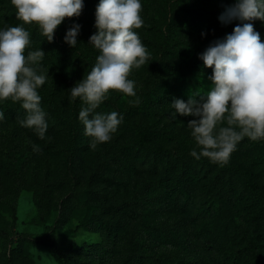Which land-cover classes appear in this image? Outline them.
<instances>
[{
  "label": "rangeland",
  "instance_id": "rangeland-1",
  "mask_svg": "<svg viewBox=\"0 0 264 264\" xmlns=\"http://www.w3.org/2000/svg\"><path fill=\"white\" fill-rule=\"evenodd\" d=\"M219 1L142 0L141 15L144 25L136 31L151 54V59L140 69H133L129 77L136 82L137 95L142 96L148 92L155 79L169 80L172 84L179 81L181 77L176 66L180 63L188 69L185 78L189 89L187 96L205 94L211 89L212 83L207 76L212 74V69L205 68L198 56L212 41L230 34L235 23L221 24L218 17L224 9L219 6ZM8 6L7 2H3V7ZM12 8L15 18H10L8 24L0 23V28L23 23L16 18L13 5ZM256 21L264 29V23ZM72 23H75L74 19L66 18L58 27L51 43L40 34L37 26L24 25L31 33L32 42L31 48L26 49V52L41 48L46 54L41 68L45 72L49 70V74L46 83L39 89L44 102L42 108L46 113L58 108L59 111L74 109L78 115L84 106L79 98L73 100L69 91L89 72L85 62L77 61L78 54L74 53V50L82 53L85 48L84 28L81 27L78 36L80 43L75 49L64 42L63 37ZM165 43L178 56L173 67L162 69L159 67L161 61L164 62ZM176 98L178 97L170 93L162 94L160 104L155 108L157 118L161 123L174 125L181 130L182 136L186 135L193 141L191 130L187 127V121L192 117L178 115L174 119L172 116L174 109L170 103ZM108 100L122 109L130 106V101L118 91L110 90ZM4 102L7 107L23 109L19 103L11 100ZM138 121L137 118L133 122ZM148 121L144 120L145 123ZM78 122L80 134L85 137L84 126L79 120ZM116 133L120 140L125 139V143L115 152L118 164H114L112 160V177L118 173V165L132 162L131 158L137 150L132 145L135 141L132 132L118 128ZM66 142L64 137L53 136V125L43 140L32 129L21 127L19 123L0 125V264H121L123 256L128 252L127 234L122 238V233L118 240L113 241L111 237L106 249L98 248L99 244L106 246L107 243L103 230L94 221L99 219L112 224L114 220L92 209L82 216L70 199L75 188L72 181L78 178L80 188L88 186L92 171L98 163L103 162L104 155L111 153L107 147H102L105 143L98 145L95 150L89 148L75 160L77 169L72 176L68 168L70 157L64 152ZM251 142L245 138L239 146L244 149L250 147ZM33 144L39 146V152L33 151ZM140 154H146V150H141ZM263 168L264 164L254 166L255 172H264ZM114 181L122 184L118 192L120 198L125 194L124 201H134L130 193L135 180H132L127 189L123 187L124 180L119 182L120 179L114 177ZM146 202L144 200L139 204L135 216L130 211L127 212L128 224L131 221L132 224L126 228L128 233H134L132 242L140 241L143 247H148L143 251V254L147 253L143 255L145 264H154V259L170 264H247L248 253L237 255L238 249L245 250L249 245L250 231L253 229L247 221V214L244 213L242 218L239 216L244 203H222L209 210L204 222L196 223L190 214L168 216L160 213L144 219L150 213L148 205L157 210V207L150 203L147 205ZM152 225L165 231V243L153 240L150 231ZM199 226L208 229L207 236L214 238L215 249L196 237L195 232ZM261 235L264 236V231ZM93 249H97L96 255H92ZM111 249L113 252L109 257L106 251ZM233 257H236V261ZM249 260L250 253L248 262Z\"/></svg>",
  "mask_w": 264,
  "mask_h": 264
},
{
  "label": "clouds",
  "instance_id": "clouds-1",
  "mask_svg": "<svg viewBox=\"0 0 264 264\" xmlns=\"http://www.w3.org/2000/svg\"><path fill=\"white\" fill-rule=\"evenodd\" d=\"M16 18L23 23L0 28V103L11 100L26 110L19 119L21 127L32 129L39 139L46 138L47 113L41 106L39 89L48 78L41 68L43 49L31 48V33L24 25H35L51 43L58 27L66 18H79L84 0H10ZM142 0H99L95 10L96 32L88 45L98 51L96 61L87 75L69 89L73 100L79 98L83 107L78 119L90 137V148L110 142L123 122V115L112 111L98 112L107 101L110 90L137 97L136 82L130 79L133 69H140L151 54L137 29L144 20ZM222 25L239 23L230 34L212 41L199 54L212 87L205 94L196 93L170 103L173 118L192 117L187 121L195 147L190 155L227 165L242 140L264 141V41L254 29L256 20L264 23V0H235L224 6L218 17ZM81 25L72 23L63 39L75 49L80 42ZM202 35H204L202 33ZM139 100L137 98L136 103ZM0 110V122L5 120ZM39 152L38 145H32Z\"/></svg>",
  "mask_w": 264,
  "mask_h": 264
},
{
  "label": "trees",
  "instance_id": "trees-1",
  "mask_svg": "<svg viewBox=\"0 0 264 264\" xmlns=\"http://www.w3.org/2000/svg\"><path fill=\"white\" fill-rule=\"evenodd\" d=\"M3 2H7L8 7H3ZM235 0H220L219 6L231 5ZM99 0H84L85 7L79 18L73 17L75 23L84 28L85 48L80 51L74 50L78 54L77 61L85 62V67L90 71L94 66L96 57L99 54L96 49L88 45L89 38L96 32L95 10ZM12 5L8 0H0V23L8 24L10 18H15ZM235 21L234 27L238 24ZM254 29L261 34V40L264 41V29L257 21L253 22ZM232 29V30H233ZM163 51L164 62L161 61L159 68H171L178 55L171 49L168 43H165ZM78 50V49H77ZM165 59L166 62H165ZM181 79L172 84L169 80H153L150 89L142 96L125 97L130 101V106L122 109L118 105L112 104L110 100L100 105L98 110L110 113L116 111L123 115L122 124L118 127L125 132H132L135 141L132 145L137 148L136 154L131 158L132 162L118 165V173L114 177L124 180L123 187L135 180L132 185L131 198L134 201L128 203L124 201L126 195L120 198V183H115L114 177L110 174L112 169L111 163L118 164L115 161L116 150H120V146L125 143V139L120 140L115 133L110 142H106L102 147L108 149L111 155L107 154L103 157V162L98 163L96 169L92 171L88 180V186L80 188V179L73 180L75 188L71 193L70 199L73 206L84 216L91 209L95 212L98 210L104 214V217L114 220L104 222L97 219L95 224L103 230L106 238V246L99 244L98 248L106 249L109 239L118 240V236L122 233L123 237L127 234L128 245L127 253L123 256L121 264H145L143 259L144 250L147 246L141 242H132L134 233H128L126 228L131 226L128 224L129 217L127 212L130 211L133 216L139 209V204L146 200V204L157 207L155 210L148 205V217H154L158 214H167L174 216L175 214H190L196 223H202L208 217V212L212 208L222 203L238 205L244 203L239 216L245 213L248 215L247 221L253 226L250 231L251 238L249 245L245 250L238 249L237 255L249 253L251 260L247 264H264V172H255L254 166H263L264 164V141L251 142L250 147L242 149L239 145L237 150L232 153L230 161L227 165L210 162L207 158L196 160L190 155L191 150L195 147V142L188 139V136H182L181 130L169 123H161L155 112V108L160 104L162 94L170 93L180 99L187 100L189 93L188 86L185 83L188 69L181 63L176 66ZM139 100L136 103V100ZM44 104L41 100V106ZM83 104V103H82ZM0 110L5 113V120L0 125H8L11 123H19V119H23L26 114L24 109H16L7 107L5 102L0 103ZM24 112V113H23ZM138 118V122H133ZM78 115L72 111H59L53 108L48 111L46 121L48 130L53 125V136L66 138L67 142L64 152L70 157L68 168L73 175L76 172L75 160L80 154L87 152L90 148V137H82L78 128ZM141 120V121H140ZM144 120H149L145 123ZM128 146L125 148L127 149ZM145 149L146 154H140ZM99 162V161H98ZM264 169V168H263ZM129 173H126V171ZM112 171V170H111ZM126 179V180H125ZM131 179V181H130ZM143 179L142 181H139ZM205 182H209L205 184ZM120 184V185H119ZM84 220V219H83ZM257 228V229H255ZM151 236L155 242H166L167 234L161 228L152 225L150 230ZM208 229L199 226L195 235L200 240L205 241L211 249L214 247V238L207 236ZM149 234V233H148ZM25 237V235H22ZM94 251V252H93ZM97 249L92 250V255H96ZM109 257L113 250L106 251ZM236 261V257H233ZM154 264H170L154 259Z\"/></svg>",
  "mask_w": 264,
  "mask_h": 264
}]
</instances>
